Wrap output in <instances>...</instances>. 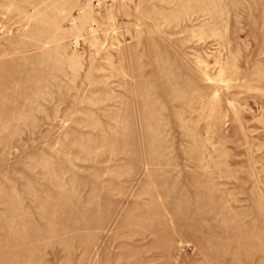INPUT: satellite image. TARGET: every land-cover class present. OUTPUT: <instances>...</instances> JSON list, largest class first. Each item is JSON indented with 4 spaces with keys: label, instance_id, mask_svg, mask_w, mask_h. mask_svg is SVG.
Wrapping results in <instances>:
<instances>
[{
    "label": "rangeland",
    "instance_id": "obj_1",
    "mask_svg": "<svg viewBox=\"0 0 264 264\" xmlns=\"http://www.w3.org/2000/svg\"><path fill=\"white\" fill-rule=\"evenodd\" d=\"M102 1L0 0V264H264V0Z\"/></svg>",
    "mask_w": 264,
    "mask_h": 264
},
{
    "label": "built area",
    "instance_id": "obj_2",
    "mask_svg": "<svg viewBox=\"0 0 264 264\" xmlns=\"http://www.w3.org/2000/svg\"><path fill=\"white\" fill-rule=\"evenodd\" d=\"M104 1H107V0H104ZM117 1L125 2V1H129V0H117ZM102 2H103L102 0H92V2L85 0L84 6H89L91 4L94 6H99V5H101ZM77 13H78V15H81L83 13V8H80ZM73 21H75V20L73 19Z\"/></svg>",
    "mask_w": 264,
    "mask_h": 264
}]
</instances>
